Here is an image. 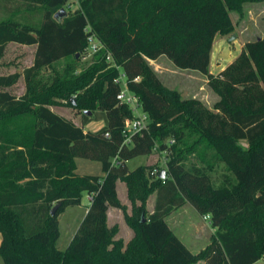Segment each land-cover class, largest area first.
<instances>
[{"label": "trees", "instance_id": "trees-1", "mask_svg": "<svg viewBox=\"0 0 264 264\" xmlns=\"http://www.w3.org/2000/svg\"><path fill=\"white\" fill-rule=\"evenodd\" d=\"M3 1L17 8L0 21V61L10 43L36 45L31 67L0 75L4 264H256L264 259V38L247 42L218 75L210 73L216 37L235 33L231 14L244 19L248 4L264 0H79L76 10L68 9L73 0ZM62 9L67 15L57 20ZM37 16L41 21L31 22ZM90 36L104 48L78 73ZM162 56L181 70L206 76L219 97L214 106L185 99L163 84L150 64ZM62 60L68 61L65 72L41 88L38 74ZM121 73L150 119L148 129L132 135L130 143H125V121L135 113L117 98L121 86L114 79ZM22 76V96L4 90ZM64 105L83 113L82 125L51 109ZM100 116L105 126L85 130ZM155 152L165 156L163 167L129 170V160ZM192 155L210 160L188 165ZM77 158L100 162L103 175L77 174ZM219 164L225 172L217 185L210 172ZM118 181L127 186L131 213L119 199ZM155 193L149 213L147 201ZM85 194L92 196L90 207L61 250L59 216L81 205ZM186 203L208 216L215 229L209 245L196 254L166 221ZM109 207L120 209L134 232L127 244L116 239L118 225H108Z\"/></svg>", "mask_w": 264, "mask_h": 264}, {"label": "rangeland", "instance_id": "rangeland-1", "mask_svg": "<svg viewBox=\"0 0 264 264\" xmlns=\"http://www.w3.org/2000/svg\"><path fill=\"white\" fill-rule=\"evenodd\" d=\"M79 0H73L72 3L69 4L68 9L76 10L79 8ZM17 8L16 3L7 4L5 1L0 0V21L6 19L8 17L9 11H14ZM9 10V11H8ZM246 16L244 19H240L238 15L231 14L234 24L236 25L235 37L234 34L230 35L226 39V49L222 48L219 41L215 43V50L213 55V61L216 58H223V62L226 64L232 61L233 55L240 54L242 52L241 45H245L249 41H255L258 39L264 38V2L256 3V4H248L246 7ZM33 16V14H29ZM42 18L33 17L35 23H39ZM35 47L33 46H24L18 45L15 43H10L5 51L4 57L0 61V75H9L13 74L17 71L22 72L24 69L31 67L34 60ZM95 62L94 55H86L83 56L81 61L78 64V73L91 64ZM67 60H62L56 63L52 68L43 69L37 76L36 81L39 86L42 88L43 86L50 85L53 79L65 72L67 68ZM152 68L157 72L160 80L163 84L171 89H176L181 92L183 98H198L202 100L209 108H212L214 104L219 100V97L212 91V89L208 85L207 77L202 75L199 72H193L189 70H181L177 68L172 61H170L167 57H161L157 60L150 62ZM158 70V71H157ZM37 84V86H38ZM10 91L15 96H20L26 91V82L24 76H22L19 81L12 87L4 89ZM75 100V97L72 98ZM66 103V101H64ZM51 109L56 113L66 117L67 119L72 120L77 125H82L83 117L82 112L64 105V106H52ZM101 113V112H98ZM97 113V114H98ZM140 113V112H139ZM101 117V116H100ZM106 120L105 118H99L97 120H91L86 126L85 130L97 131V129L105 126ZM241 144L244 147H247V143L242 141ZM153 155V160L150 161L151 166L157 164L161 167L164 166L165 156L155 152ZM202 159L198 158V155L190 156L188 165L194 164L196 166H204L207 165L210 157L207 158L206 161H201ZM77 174L81 176L85 175H95L102 176V164L98 161H92L83 158H77ZM148 158L147 156H139L133 158L127 162V166L129 170H134L139 166L147 165ZM225 172V165L219 164L215 166L214 170L210 172L213 176V179L217 185L220 184V176ZM120 197L121 202H124L127 206L128 212L132 211V204L128 197L127 186L122 181L120 185ZM155 199V195H151L147 201V211L149 213L152 212L153 202ZM139 204V203H138ZM90 207V200L88 196L85 194L82 200V204L79 206H70L65 209L59 216V226L61 236L58 241V247L61 250H64L68 247L74 235L76 234L86 211ZM123 213V212H122ZM194 214L195 222L198 226L203 227L206 226L207 229H210V225L203 219L192 205H187L186 207L180 209L176 214L172 215L169 220V223L172 227L177 228L180 232V222H182L185 216H191ZM124 215V214H123ZM111 220H117L116 215H111ZM125 222V219H124ZM119 227V232L116 235V239L119 238V234L122 235L120 239L125 241L130 237L129 230H132L127 224L121 223L117 224ZM122 227V228H121ZM122 229V231H121ZM121 231V232H120ZM133 231V230H132ZM134 233V232H133ZM2 243V234L0 232V246ZM209 239L201 240L198 244L193 246V253H198L201 249H203L206 245H208ZM126 244V243H125ZM0 264H4L2 258L0 257ZM256 264H264V259L260 260Z\"/></svg>", "mask_w": 264, "mask_h": 264}, {"label": "crops", "instance_id": "crops-1", "mask_svg": "<svg viewBox=\"0 0 264 264\" xmlns=\"http://www.w3.org/2000/svg\"><path fill=\"white\" fill-rule=\"evenodd\" d=\"M72 3V2H71ZM233 35V34H232ZM235 36V34H234ZM230 37L229 36H222V35H218L215 39V42L213 44V48H212V53H211V63H210V73L213 74V75H218L220 72H222L229 64H231L239 55V53L237 55H233V59L232 61H230L229 63L226 64V62L224 61L223 62V58L220 57V58H216L214 61H213V55H214V50H215V43L217 41L220 42L222 48L226 49V39ZM19 45V44H18ZM26 46V45H24ZM33 47H35V51H36V45H32ZM245 46V45H244ZM243 45H241V50L243 49L244 47ZM162 57H165V56H162ZM161 58V57H160ZM152 62V61H151ZM33 65V64H32ZM158 71V70H157ZM193 72H196V71H193ZM23 95V94H22ZM20 95V96H22ZM18 96V97H20ZM99 130V129H97ZM153 157H155V155H149L147 156L148 158V163L147 165H151V163H149V160L152 161L153 160ZM122 181H118L117 182V193H118V196H119V199H121L120 197V185H121ZM155 199H154V202H153V209H152V212L154 211V208H155V203H156V197H157V194L155 193ZM88 196V199H89V195ZM90 200V199H89ZM123 204H126L124 202H122ZM187 205H190L189 203H186L184 204L182 207L174 210L170 215H168L166 217V221L168 223V225L170 226V228L176 233V235L181 239V241L188 247V249L190 251H192V248L193 246H195L196 244H198L201 240H203V238L205 240H208L209 239V242L211 240V236L212 234L215 232V229H213L211 227V224H210V220L209 219H205L203 217V219L210 225V229H207L206 226H203V227H200L198 226V224L195 222V217H194V214H192L191 216H185L182 220V222H180V232L177 230V228L175 227H172L169 223V220L170 218L172 217V215L176 214L180 209L186 207ZM193 207V206H192ZM195 209V208H194ZM87 213V211H86ZM86 215V214H85ZM84 215V216H85ZM111 215H116L117 217V220H111ZM84 218V217H83ZM122 225V223H125L124 222V215L122 213V211L118 208H114V207H109L108 209V225L109 227H112L114 225H117V224H120ZM122 228V227H121ZM122 231V229H121ZM120 231V232H121ZM127 233H130V237L128 238L127 241H125V243L127 244L134 236V233L132 230H129V232ZM121 234V233H120ZM119 234V238L117 239H120L122 237V235ZM209 245V244H208ZM207 247V245L203 248L205 249ZM201 249V250H203ZM200 250V251H201ZM199 251V252H200ZM193 252V251H192ZM198 252V253H199ZM196 254V253H195ZM200 264H203V263H200Z\"/></svg>", "mask_w": 264, "mask_h": 264}, {"label": "built area", "instance_id": "built-area-1", "mask_svg": "<svg viewBox=\"0 0 264 264\" xmlns=\"http://www.w3.org/2000/svg\"><path fill=\"white\" fill-rule=\"evenodd\" d=\"M89 42H90V46L88 48L87 55L89 54L95 55L104 48V46L95 38V36H90ZM106 59L108 62L111 63L113 62V58L110 53H107ZM113 66L119 68L116 64H113ZM139 80L140 78L136 79V81ZM114 82L116 84H120L121 86V90L117 96L119 102L122 104L129 105L135 113V117L133 119H127L125 121V129H124L125 143H130L132 135L148 129L150 124V119L147 114L142 112L139 97L129 91L125 74L121 73L116 79H114ZM171 143H174V141H171ZM156 173L157 170H154L152 172V174H156ZM89 199L92 200V196L89 195ZM204 218L209 219L208 216Z\"/></svg>", "mask_w": 264, "mask_h": 264}, {"label": "water", "instance_id": "water-1", "mask_svg": "<svg viewBox=\"0 0 264 264\" xmlns=\"http://www.w3.org/2000/svg\"><path fill=\"white\" fill-rule=\"evenodd\" d=\"M67 15V11L65 9H62L60 12H58L56 15H55V18L58 20H61L62 18H64L65 16ZM235 37V36H234ZM89 115H91V112H89ZM161 178H165L166 177V174H165V171H162L161 172V175H160ZM60 205H56L52 211H51V214L52 215H55V213L57 212L58 208H59Z\"/></svg>", "mask_w": 264, "mask_h": 264}]
</instances>
